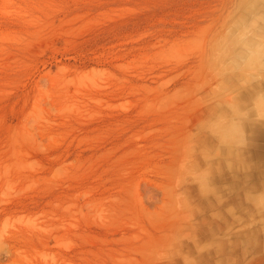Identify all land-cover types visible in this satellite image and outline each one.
Listing matches in <instances>:
<instances>
[{"label":"rangeland","instance_id":"374dc122","mask_svg":"<svg viewBox=\"0 0 264 264\" xmlns=\"http://www.w3.org/2000/svg\"><path fill=\"white\" fill-rule=\"evenodd\" d=\"M237 8L0 0V264H264V80L209 66Z\"/></svg>","mask_w":264,"mask_h":264},{"label":"clouds","instance_id":"9594fccd","mask_svg":"<svg viewBox=\"0 0 264 264\" xmlns=\"http://www.w3.org/2000/svg\"><path fill=\"white\" fill-rule=\"evenodd\" d=\"M264 0H238V8L209 46V66L218 76L244 83L264 80ZM264 115V114H262Z\"/></svg>","mask_w":264,"mask_h":264},{"label":"bare ground","instance_id":"6f19581e","mask_svg":"<svg viewBox=\"0 0 264 264\" xmlns=\"http://www.w3.org/2000/svg\"><path fill=\"white\" fill-rule=\"evenodd\" d=\"M259 131V133L261 132V130H258Z\"/></svg>","mask_w":264,"mask_h":264}]
</instances>
